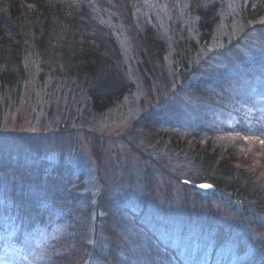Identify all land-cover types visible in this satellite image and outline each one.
<instances>
[{"label": "rangeland", "instance_id": "obj_1", "mask_svg": "<svg viewBox=\"0 0 264 264\" xmlns=\"http://www.w3.org/2000/svg\"><path fill=\"white\" fill-rule=\"evenodd\" d=\"M213 1L217 24L202 45L184 0H137L130 19L97 10L130 84L103 113L92 111L83 86L39 80L35 66L20 86L0 91V161L8 157L27 172L8 171L10 181L0 187V264H42L61 229L44 212L54 209V190L60 200L65 187L80 197L77 205L92 206L84 264H264L262 205L196 188L209 182L202 171L150 142L142 128L158 119L246 128L257 136L247 141L263 145L264 17L247 21L248 0ZM146 31L167 46L163 62L143 47ZM181 37L197 43L188 70L175 61ZM199 85L214 91L217 105L194 92ZM109 228L121 238L116 263Z\"/></svg>", "mask_w": 264, "mask_h": 264}, {"label": "trees", "instance_id": "obj_2", "mask_svg": "<svg viewBox=\"0 0 264 264\" xmlns=\"http://www.w3.org/2000/svg\"><path fill=\"white\" fill-rule=\"evenodd\" d=\"M136 1L0 0V91L20 86L30 73L34 74L31 70L35 66L40 72L39 80L46 78L83 86L93 112L103 113L114 107L129 92L130 84L120 67L117 42L101 22L98 11L108 8L130 19V9ZM184 1L196 18L195 33L199 44H206L216 28L217 2ZM120 3L124 6L123 11L119 10ZM244 16L248 22L263 18L264 0H248ZM141 42L150 56L163 62L167 46L161 37L146 31ZM196 45L187 37H181L177 42L175 61L182 69L188 70V61ZM146 68L150 71L148 64ZM193 89L212 105H217L213 90L200 85ZM143 124L150 142L195 165L202 171L204 181H209L216 189L257 201L264 210V191L256 188L257 185L264 186V143L258 145L247 141V138L257 137L250 130L236 128V131L233 127L221 125L184 126L178 121L162 119ZM17 168L8 157L0 161V172L4 170L8 174L3 181L0 179V187L3 183L8 185L12 170L14 175L27 174ZM64 190L65 196L60 200L59 190H54L55 196L52 197L57 199L53 200L54 209H51L52 213L44 212L51 215L48 217L51 226L55 221L61 229L49 243L42 264H84L91 248L88 240L92 206L87 201L84 205H77L74 201L80 197L66 187ZM2 205V209H8L9 204L5 201ZM36 205L35 212H40ZM43 219L44 216L40 220ZM44 220L42 222L47 219ZM108 232L112 245L117 248L109 253V257L116 263L115 254L121 249L118 245L120 234L115 230L111 232V228Z\"/></svg>", "mask_w": 264, "mask_h": 264}, {"label": "water", "instance_id": "obj_3", "mask_svg": "<svg viewBox=\"0 0 264 264\" xmlns=\"http://www.w3.org/2000/svg\"><path fill=\"white\" fill-rule=\"evenodd\" d=\"M203 185H208V187H203ZM196 188H198L200 190H204V191H214L216 189V187L209 182L198 183V184H196Z\"/></svg>", "mask_w": 264, "mask_h": 264}, {"label": "snow or ice", "instance_id": "obj_4", "mask_svg": "<svg viewBox=\"0 0 264 264\" xmlns=\"http://www.w3.org/2000/svg\"><path fill=\"white\" fill-rule=\"evenodd\" d=\"M260 142L264 143V140H261ZM203 187H208V185H203Z\"/></svg>", "mask_w": 264, "mask_h": 264}]
</instances>
